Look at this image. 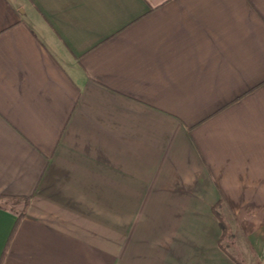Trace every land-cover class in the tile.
I'll list each match as a JSON object with an SVG mask.
<instances>
[{
	"label": "crops",
	"instance_id": "0c3cea01",
	"mask_svg": "<svg viewBox=\"0 0 264 264\" xmlns=\"http://www.w3.org/2000/svg\"><path fill=\"white\" fill-rule=\"evenodd\" d=\"M0 200V264H264V0H0Z\"/></svg>",
	"mask_w": 264,
	"mask_h": 264
},
{
	"label": "rangeland",
	"instance_id": "374dc122",
	"mask_svg": "<svg viewBox=\"0 0 264 264\" xmlns=\"http://www.w3.org/2000/svg\"><path fill=\"white\" fill-rule=\"evenodd\" d=\"M0 205L7 207V208H13V207L15 208L16 207L14 200H6V201L0 200Z\"/></svg>",
	"mask_w": 264,
	"mask_h": 264
},
{
	"label": "trees",
	"instance_id": "16d2710c",
	"mask_svg": "<svg viewBox=\"0 0 264 264\" xmlns=\"http://www.w3.org/2000/svg\"><path fill=\"white\" fill-rule=\"evenodd\" d=\"M20 218H21V215L18 217L17 222H19ZM17 222L15 223L13 230H15ZM222 228L225 229L223 224H222Z\"/></svg>",
	"mask_w": 264,
	"mask_h": 264
}]
</instances>
